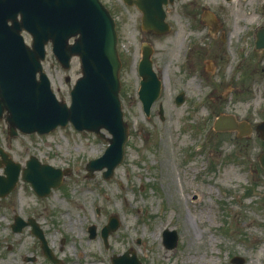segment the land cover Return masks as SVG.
<instances>
[{"label":"rangeland","instance_id":"obj_1","mask_svg":"<svg viewBox=\"0 0 264 264\" xmlns=\"http://www.w3.org/2000/svg\"><path fill=\"white\" fill-rule=\"evenodd\" d=\"M188 1L221 15L229 59L215 73L207 57L193 63L178 57L182 36L189 33V23L179 13ZM169 8L172 32L150 40L162 88L149 115L137 96V62L144 42L138 11L122 3L115 11L119 96L129 136L110 177H103L102 170L88 175L85 168L107 146L106 130L100 136L68 123L44 134L10 136L0 118V147L13 160L24 166L34 155L42 163L68 169L61 184L44 196L19 178L0 197V264H111L113 255L127 249L141 264H234L233 255L242 256V264H264V169L258 162L264 140L254 130L264 118V48L256 49L254 43V33L264 28V0H176ZM43 67L57 98L68 103L80 75L79 59L73 57L69 68H63L47 46ZM179 92L184 99L177 104ZM220 114L247 121L252 132L238 137L236 129L214 130L212 122ZM15 213L33 217L62 260L45 258L30 226L13 231ZM111 214L119 225L105 246L100 228ZM90 224L97 229L93 238ZM165 228L177 234L170 249L162 241Z\"/></svg>","mask_w":264,"mask_h":264},{"label":"water","instance_id":"obj_2","mask_svg":"<svg viewBox=\"0 0 264 264\" xmlns=\"http://www.w3.org/2000/svg\"><path fill=\"white\" fill-rule=\"evenodd\" d=\"M133 2L143 13L144 29L155 32L167 30L161 0ZM22 31L31 35L30 45L25 42ZM70 38H73L72 42ZM48 41L63 67L69 66L72 56L80 60L81 75L70 90L69 105L56 98L42 70L41 60L45 57V44ZM256 47H264V29L257 33ZM150 55L151 49L143 46L137 65L140 76L137 94L147 115L161 88ZM120 66L114 21L100 0H0V117L5 111L10 135L16 134L17 129L44 133L68 121L79 130L100 132L104 128L111 135L107 138L109 144L101 156L87 163L86 168L91 173L105 167L103 176L110 177L123 158L124 144L128 138V126L123 119L119 98ZM175 100L180 103L183 93L178 94ZM235 126L229 115H221L214 122L217 130ZM258 126L264 132V122ZM248 131L249 128L245 126L242 132ZM1 154L6 166L5 176L0 175V195H5L15 185L19 164ZM259 161L264 167V152L260 154ZM65 172L66 169L40 164L32 156L26 161L22 178L30 181L39 195H44L51 186L60 184ZM25 224L16 215L12 228L17 231ZM117 226L116 216L111 215L102 228L104 239ZM89 229L93 236L95 226ZM33 231L41 238L45 253L51 257L41 231L35 225ZM176 241L175 230L163 231L166 248H173ZM127 253L112 257V264H141L135 254L130 257ZM231 261L242 264L244 259L234 256Z\"/></svg>","mask_w":264,"mask_h":264},{"label":"flooded vegetation","instance_id":"obj_3","mask_svg":"<svg viewBox=\"0 0 264 264\" xmlns=\"http://www.w3.org/2000/svg\"><path fill=\"white\" fill-rule=\"evenodd\" d=\"M102 1L116 19V29L118 32L117 18L119 17L117 16V14H115V11H117L120 3L122 4H126V3L124 2V0H102ZM126 5H128V7L132 6L137 9V7L134 4L132 5L126 4ZM164 9L166 12L165 19L169 24V30L162 34H156L153 31H148V32L143 31L144 42H148L149 44L152 45L150 40L165 38L166 36L170 35V33L172 32V25L168 19V14L170 12L169 5H165ZM137 11H138V18L141 19V13L138 9ZM179 15H181L182 19L188 21L189 33H187L186 36L184 35L182 36L181 47L184 46V48L179 49L178 57L181 60L188 63L189 62L193 63L194 61L202 62L207 57L208 59L206 61L212 63L213 65L210 68V72L215 73L216 71H219V68L223 64V62L229 59L228 57L229 50H228V45L226 44L227 32L223 28V22L220 13L218 15L215 14L214 11L209 9L206 5H203L198 9V7L195 4H193L192 1H188L182 5ZM183 32L186 33L185 29H183ZM117 40L119 42V34H117ZM216 41L218 43L217 46L215 44ZM237 62L235 63V68L236 66L238 67L240 66L239 58L237 59ZM0 162L2 163L1 156H0ZM41 253L43 254L42 249H41ZM45 258L48 259L46 256Z\"/></svg>","mask_w":264,"mask_h":264},{"label":"bare ground","instance_id":"obj_4","mask_svg":"<svg viewBox=\"0 0 264 264\" xmlns=\"http://www.w3.org/2000/svg\"><path fill=\"white\" fill-rule=\"evenodd\" d=\"M57 200H59V199H56V200H55L56 203L58 202Z\"/></svg>","mask_w":264,"mask_h":264}]
</instances>
